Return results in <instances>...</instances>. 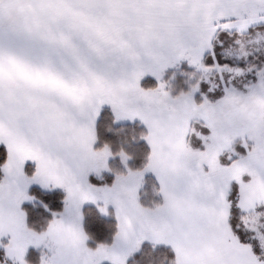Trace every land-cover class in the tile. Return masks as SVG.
I'll return each mask as SVG.
<instances>
[{"label":"snow or ice","instance_id":"snow-or-ice-1","mask_svg":"<svg viewBox=\"0 0 264 264\" xmlns=\"http://www.w3.org/2000/svg\"><path fill=\"white\" fill-rule=\"evenodd\" d=\"M0 147V264H264V0H0Z\"/></svg>","mask_w":264,"mask_h":264},{"label":"trees","instance_id":"trees-1","mask_svg":"<svg viewBox=\"0 0 264 264\" xmlns=\"http://www.w3.org/2000/svg\"><path fill=\"white\" fill-rule=\"evenodd\" d=\"M145 79L149 83H154V81H151L150 77H146ZM110 120H111L110 109H108L106 106L104 109L103 115H102V119H101V131L102 132H103V125L110 123ZM138 124H139V122H136V123L123 122L122 126L125 127L130 132L133 130L136 132H139L141 130L142 126H138ZM0 151H2V147H0ZM147 179H148V182L145 185V188L147 189L149 197H150L152 184L155 183V180H154V177H151L150 175ZM31 192L37 196H43L44 195V193H42L41 190L39 189V187H37V186H34L31 189ZM62 196H63V194L59 190H56V192L47 195L46 201L50 202V205L53 208L59 209L60 207H62V204H61ZM26 207H28L31 210L30 205H26ZM109 223H111V220L109 218L98 217L95 214L94 210H92L90 212V214L86 217V228L88 229V231H90L97 238H100V239H103L107 235L106 225ZM36 255L37 254L35 252H33L31 254V258L34 259L36 257Z\"/></svg>","mask_w":264,"mask_h":264},{"label":"rangeland","instance_id":"rangeland-1","mask_svg":"<svg viewBox=\"0 0 264 264\" xmlns=\"http://www.w3.org/2000/svg\"><path fill=\"white\" fill-rule=\"evenodd\" d=\"M33 187H34V186H33ZM33 187H32V188H33ZM37 187H38V186H37Z\"/></svg>","mask_w":264,"mask_h":264}]
</instances>
